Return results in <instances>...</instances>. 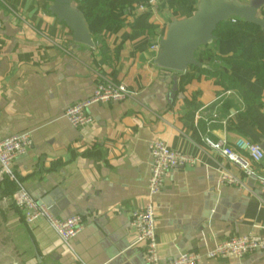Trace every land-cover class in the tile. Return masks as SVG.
Segmentation results:
<instances>
[{
	"label": "crops",
	"instance_id": "crops-1",
	"mask_svg": "<svg viewBox=\"0 0 264 264\" xmlns=\"http://www.w3.org/2000/svg\"><path fill=\"white\" fill-rule=\"evenodd\" d=\"M87 1L74 0L72 6L84 15ZM198 4L180 0L171 9L167 0H155L144 11L128 7L118 14L122 24L111 28H103L104 17L96 15L85 23L90 48L73 43L71 31L49 12L51 0H0V140L23 133L31 139L27 152L14 159L12 173L31 198L47 202L54 217L80 216L84 222L71 248L43 220L26 225L13 202L15 182L1 175L0 264H144L129 214L147 202L149 146L155 141L196 160L173 170L155 199L161 263L233 237L264 238L256 183L249 180L240 189L222 185L221 172L242 174L204 145L208 138L232 149L240 139L264 146V87L251 69V28L237 19V33L221 30L211 44L223 60L213 64L216 72H226L234 84L188 69L178 74L169 105L176 73L154 64L152 47L173 22L191 18ZM143 15L152 30L134 32ZM257 17L264 22V5ZM260 73L264 78V60ZM102 80L123 84L132 95L93 104L92 123L73 128L64 113L90 99ZM254 169L264 174V159ZM200 264H264V252Z\"/></svg>",
	"mask_w": 264,
	"mask_h": 264
},
{
	"label": "built area",
	"instance_id": "built-area-1",
	"mask_svg": "<svg viewBox=\"0 0 264 264\" xmlns=\"http://www.w3.org/2000/svg\"><path fill=\"white\" fill-rule=\"evenodd\" d=\"M155 0H146L137 5L138 10L144 11L153 5ZM232 24L236 19H230ZM157 52L158 45L152 47ZM132 94L123 84H117L110 80H102L97 84L92 97L86 101L75 104L64 113V119L73 128H82L92 123L88 109L93 104H107L122 102ZM205 147L227 159L236 166L242 177L236 178L232 174L223 171L219 182L222 185L245 188L247 181H254L258 187L256 198L264 206V174H257L254 166L264 159V152L258 144L240 139L230 148L226 141L210 139L204 140ZM31 147V139L28 133L14 135L0 140V176L5 175L16 184L13 194L14 205L20 211L24 223L31 225L37 220H43L48 228L59 238L62 244L71 248V242L83 230L84 222L80 216L68 219L54 217L50 210L35 201L25 188L14 177L11 166L19 156L24 155ZM150 169L147 182V202L140 210L129 214V226L133 231L136 244L144 248V264H200L203 259H231L240 260L256 252H264V238L252 234L233 237L216 244L210 250L203 253H182L176 259L167 263H161L157 254L155 234V199L161 192L170 173L183 167H192L196 160L183 153L171 150L164 142L155 141L149 146Z\"/></svg>",
	"mask_w": 264,
	"mask_h": 264
},
{
	"label": "water",
	"instance_id": "water-1",
	"mask_svg": "<svg viewBox=\"0 0 264 264\" xmlns=\"http://www.w3.org/2000/svg\"><path fill=\"white\" fill-rule=\"evenodd\" d=\"M51 1L49 12L71 31L73 43L93 47L83 15L72 6L74 0ZM263 5L264 0H250L248 4L234 0H199L197 10L191 18L175 21L168 27L165 37L158 43L154 64L159 69L176 73L167 95L169 105L177 92L178 74L185 73L190 67L205 69L195 60L194 54L215 40L217 26L236 18L264 30V22L257 17V12ZM260 148L264 151V146ZM39 203L49 207L46 201Z\"/></svg>",
	"mask_w": 264,
	"mask_h": 264
},
{
	"label": "trees",
	"instance_id": "trees-1",
	"mask_svg": "<svg viewBox=\"0 0 264 264\" xmlns=\"http://www.w3.org/2000/svg\"><path fill=\"white\" fill-rule=\"evenodd\" d=\"M146 0H111L108 4L102 3L101 0H88L86 2L85 11H84V19L85 23L91 21L96 15H100L104 17V24L103 28H111V27H118L122 24V21L118 18V14L132 6H137L139 4H143ZM169 7L173 9L180 0H167ZM236 19V18H235ZM237 20V19H236ZM244 26H247L251 28V35L254 38L253 41V57L250 60V64L253 66L251 69L253 70V73L257 76L260 83L264 87V78L262 74L260 73V66L263 63L264 60V33L262 30H260L258 27L251 25V24H244ZM152 26L148 23V16L143 15L141 17L140 22L136 25L131 27V29L134 32H150L152 30ZM224 30L226 32L227 36H231L238 32L239 26L236 24H232L231 21L222 23L217 26L214 37L220 38V31ZM212 44V43H211ZM211 44L201 47L196 51L194 54V58L197 62H199L201 65L205 64L207 66L206 69H200V68H194L190 67L189 69H195L200 74H203L204 76L208 77H215L218 76L220 81L223 84H232L233 81L231 78L227 76L226 72L217 73L216 67L213 66L214 63L223 61L222 59L218 58L211 52ZM237 59V56H233L229 60ZM226 61V60H225ZM234 84V83H233Z\"/></svg>",
	"mask_w": 264,
	"mask_h": 264
}]
</instances>
